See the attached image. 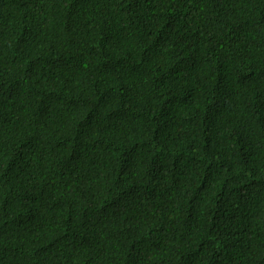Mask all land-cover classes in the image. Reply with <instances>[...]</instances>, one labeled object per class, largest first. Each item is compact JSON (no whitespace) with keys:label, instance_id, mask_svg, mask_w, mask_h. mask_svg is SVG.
Instances as JSON below:
<instances>
[{"label":"trees","instance_id":"obj_1","mask_svg":"<svg viewBox=\"0 0 264 264\" xmlns=\"http://www.w3.org/2000/svg\"><path fill=\"white\" fill-rule=\"evenodd\" d=\"M0 264H264V0H0Z\"/></svg>","mask_w":264,"mask_h":264}]
</instances>
